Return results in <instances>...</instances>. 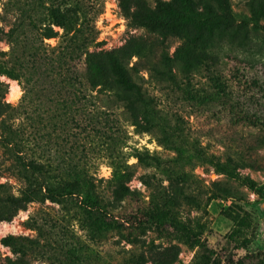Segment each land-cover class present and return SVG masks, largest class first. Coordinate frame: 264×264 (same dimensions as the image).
Returning a JSON list of instances; mask_svg holds the SVG:
<instances>
[{
  "label": "rangeland",
  "instance_id": "obj_1",
  "mask_svg": "<svg viewBox=\"0 0 264 264\" xmlns=\"http://www.w3.org/2000/svg\"><path fill=\"white\" fill-rule=\"evenodd\" d=\"M17 1L23 4L31 0H0V18L4 8ZM143 1L156 8L170 0ZM194 1L200 4L199 0ZM43 2L61 7L68 17V28L78 16L86 18L87 31L95 37L91 51L140 48L143 42L152 44V59L160 51L161 39L156 34L129 26L121 0ZM260 4L264 6V0H230V9L238 16L251 18V7ZM15 16L10 11L2 22L6 30ZM258 26L248 25L246 46L228 40L218 43L212 50L217 56L216 65L206 66L189 83L180 74L187 90L154 83L145 71L138 74V78H144L138 80L146 96L163 118L171 123L180 118L191 142H197L208 155L222 162H232L241 175L258 184L256 190L216 173L205 163L176 168L178 175L184 174L182 179L167 175L154 165L140 163L139 154L168 161L175 153L161 144L158 131L145 130L143 122L133 126L122 107L105 94L86 91V99L79 105L74 104L70 91L49 98L42 96L40 100L34 95L32 101H42L39 110L35 103L20 108L23 87H31L35 76L27 75L22 83L2 78L10 86L5 100L15 111L8 120L17 132L23 154L44 165L52 175L63 176L71 168L85 172L95 184L101 204L124 227L101 239L94 238L88 220L91 216L106 219L102 213L88 211L77 198L63 204L47 200L33 202L12 222L1 223L0 238L15 235L35 239L37 244L28 256L31 264H199L204 255L220 260V264H264V14ZM55 30L59 37L45 40L49 53L65 33L61 28ZM185 41L188 38H172L166 43L171 44L169 52L178 67L184 57ZM0 47L9 51L5 43ZM80 62L74 59L68 67L80 66ZM65 75L69 78V73ZM51 77L44 85L36 81L34 88L47 90L54 79L59 90H71L69 85L60 84L59 71ZM63 101L72 110L62 109ZM65 111L67 114L58 117ZM146 177H154L175 199L174 209L192 231L204 227L202 247L140 226L144 220L142 210L152 195L144 183ZM1 183L10 184L9 191L14 195H19L24 187L8 174L0 177ZM123 186L134 195L119 201L116 193ZM0 249L3 255L16 258L8 248Z\"/></svg>",
  "mask_w": 264,
  "mask_h": 264
},
{
  "label": "trees",
  "instance_id": "obj_2",
  "mask_svg": "<svg viewBox=\"0 0 264 264\" xmlns=\"http://www.w3.org/2000/svg\"><path fill=\"white\" fill-rule=\"evenodd\" d=\"M199 3L198 5L194 0H170L152 8L143 0H121L122 11L130 27L145 29L161 39L160 51L154 59L150 57L152 44L147 42L141 43L140 48L131 46L112 52L91 51L95 37H92L91 31H87L89 26L85 23L86 18L78 16L76 22H70L68 28V17L61 7L47 6L43 0H31L23 4L17 1L4 8V14L0 18V44L8 45L9 51H3L0 47V177L8 174L21 181L24 187L19 195H14L9 191L10 184H0V224L12 222L33 202L48 200L63 204L70 198H77L88 211H97L106 217L89 218L88 226L94 238L101 239L108 232L124 227L101 204L95 192V184L85 172L71 168L63 176L52 175L44 165L23 154L22 147L17 142V132L8 120L15 111L5 100L10 86L2 78L22 83V79L29 74L35 78L31 87H23L20 108L28 103H35L39 110L42 101H32L34 95L40 100L42 96L49 98L50 95L70 91L74 94V104L79 105L86 99V91L105 94L111 98L112 103L122 107L133 126H141L143 124L140 123L143 122L145 130L158 131L161 144L175 153V157L168 161L139 154L137 160L140 163L154 165L167 175H178L176 168L181 169L187 164L205 163L212 166L216 173L238 181L249 190L257 189L258 184L250 177L241 175L232 162H222L215 156L208 155L197 142H191L180 118L172 123L163 118L138 80L144 79L138 78V74L145 71L154 83L187 90L180 74L189 83L194 74L200 73L208 65H216L217 56L212 50L218 43L228 40L229 43L237 42L246 46L249 41L248 25L252 23L255 28L259 27L258 21L261 14H264L262 4L252 6V16L248 18L234 14L230 9V0H199ZM10 11H14L17 16L12 26L6 30L2 22L7 20ZM238 21L240 24L235 26ZM55 28L64 29L65 33L61 35L60 44L49 53L45 40L59 37ZM172 38H188L184 43L185 53L179 67L170 55L171 44H166ZM74 59L81 61L80 66L68 67ZM54 71H59L62 76L60 84L69 85L71 90H59L61 88L54 83V79L50 81L47 90L34 88L36 81L44 85L47 79H52ZM66 73H69V78ZM62 104V109L72 110L66 101ZM65 114L67 111L64 114L60 112L58 117ZM177 177L182 179L184 174ZM144 183L152 190V195L148 205L142 210L144 220L140 221V226L159 235L167 234L186 244L202 247L200 238L204 227L200 226L197 231H192L174 209L175 199L168 195L154 177H146ZM133 195L124 186L116 193L119 201ZM36 244L35 239L26 236L7 235L0 238V247L8 248L16 257L14 259L3 255L0 249V264H31L28 256ZM69 252L75 254L72 250ZM200 263L221 262L204 255Z\"/></svg>",
  "mask_w": 264,
  "mask_h": 264
}]
</instances>
